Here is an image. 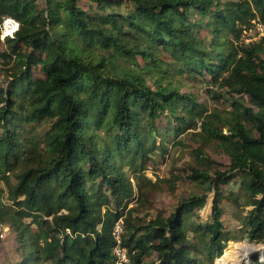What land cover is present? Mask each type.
I'll return each instance as SVG.
<instances>
[{
    "label": "trees",
    "instance_id": "16d2710c",
    "mask_svg": "<svg viewBox=\"0 0 264 264\" xmlns=\"http://www.w3.org/2000/svg\"><path fill=\"white\" fill-rule=\"evenodd\" d=\"M256 16L264 0H0V33L21 25L0 40V222L30 243L19 264H214L230 241L264 243V38L240 46ZM195 137L181 174L202 194L135 214L183 177L152 181L150 155ZM226 201L245 210L232 236Z\"/></svg>",
    "mask_w": 264,
    "mask_h": 264
},
{
    "label": "rangeland",
    "instance_id": "374dc122",
    "mask_svg": "<svg viewBox=\"0 0 264 264\" xmlns=\"http://www.w3.org/2000/svg\"><path fill=\"white\" fill-rule=\"evenodd\" d=\"M6 20L7 19H5L4 22ZM120 64L124 66H129V64L124 60H121ZM6 68L8 67H4L0 63V87L2 86V82L5 78L4 70ZM176 80H181L179 81V83L182 92L194 93L197 97H199L202 102H206L210 109L218 108L220 110H223L225 108H229L230 98L227 94H223L220 100H212L206 93L205 87L201 84H198L193 79H184L176 76ZM37 130L40 131L39 129ZM197 140H199L198 137H195L192 140L191 138H187L186 147H170V152L166 154L165 157H163V155L159 154L158 152H155L153 155L151 154L150 158L152 162H148V167L145 174L150 179H152V181H155L156 178L167 179L172 176L182 175L183 173L181 174V171L185 167H187L188 164H190V161L192 160L191 152L192 149L198 146ZM11 182L13 185L16 184V180L13 177L11 179ZM237 184H239V181L237 182ZM161 185V188L163 189L157 190L151 195L149 203L145 207H143V212L139 211V213L136 212L135 214L142 217L144 216L145 211L148 210V214H150L151 216H155L157 214H164L165 216H168L173 212L175 206L177 205V202L182 198L187 197L192 193L202 194V188H200V185L198 183L194 184L189 182L187 179H185L184 176L181 177V179L178 181V185L175 191H170L168 184L163 183ZM1 186L5 190L7 189L4 183ZM230 189L236 191L237 187L231 185ZM209 197L210 198H208L206 207L200 213L201 216L204 218H206L211 212L213 194H211ZM131 207L138 208L139 203H134L133 205H131ZM244 212L245 210L241 207V205H238L237 203L228 201L224 203L223 221L225 224V228L230 236H232L237 230V228L240 226V218L242 214L244 215ZM30 221V219H24L23 224H25L26 226L30 225L29 230H32L34 232L36 226L29 224ZM29 230L27 231L24 238H27V241L30 240L32 233ZM26 244L30 243L21 242L17 238V233L14 230L9 231L7 239L5 240L1 248L0 264H19L22 261V254L27 253V251L25 250L23 252V249L24 247H26ZM245 245L254 248L250 251L247 258V261L249 262L250 260V262L246 264H253V261H255L256 258L264 259V249H258V245H264V243L254 244L250 243L247 240L238 242L230 241L226 245V248L223 253L224 256L222 257L226 262L220 263L218 262V260L222 258H218L217 260H215L214 264H241V262H235L234 257H230L228 253L232 250L234 252H237V249L240 250Z\"/></svg>",
    "mask_w": 264,
    "mask_h": 264
},
{
    "label": "built area",
    "instance_id": "2783aa9c",
    "mask_svg": "<svg viewBox=\"0 0 264 264\" xmlns=\"http://www.w3.org/2000/svg\"><path fill=\"white\" fill-rule=\"evenodd\" d=\"M5 22L3 25L2 33L5 30ZM263 38H264V20L259 16H256L255 18L251 19V23L249 25L243 26L240 46H248L257 41H260ZM9 231L10 228L7 225L0 222V252L3 243L7 239ZM122 232H123L122 223L119 222L115 225L113 231V236L118 243L120 242ZM114 255L116 256L117 260L120 263L128 262L127 251L125 248L121 247L120 245H117L115 247Z\"/></svg>",
    "mask_w": 264,
    "mask_h": 264
},
{
    "label": "bare ground",
    "instance_id": "6f19581e",
    "mask_svg": "<svg viewBox=\"0 0 264 264\" xmlns=\"http://www.w3.org/2000/svg\"><path fill=\"white\" fill-rule=\"evenodd\" d=\"M252 249H254V248L245 245V246H244L243 248H241L240 250L237 249V252H234L233 250L230 251V252L228 253V255H229L230 257H234V261H235V262H238V263L241 262V264H246V263H249V262H250V260H249V262L247 261V258H248V255H249V253H250V251H251ZM218 262H220V263H225L226 261L224 260V258H222V259H219Z\"/></svg>",
    "mask_w": 264,
    "mask_h": 264
},
{
    "label": "clouds",
    "instance_id": "9594fccd",
    "mask_svg": "<svg viewBox=\"0 0 264 264\" xmlns=\"http://www.w3.org/2000/svg\"><path fill=\"white\" fill-rule=\"evenodd\" d=\"M21 28L19 22L8 19L5 22V30L3 33H0V40H4L6 37H11L13 34ZM258 249H264V245H258Z\"/></svg>",
    "mask_w": 264,
    "mask_h": 264
},
{
    "label": "water",
    "instance_id": "95a60500",
    "mask_svg": "<svg viewBox=\"0 0 264 264\" xmlns=\"http://www.w3.org/2000/svg\"><path fill=\"white\" fill-rule=\"evenodd\" d=\"M253 261V260H252ZM253 263H256V261H253Z\"/></svg>",
    "mask_w": 264,
    "mask_h": 264
}]
</instances>
